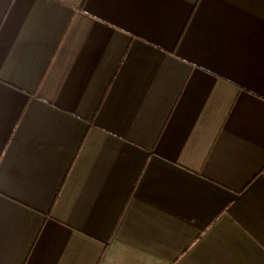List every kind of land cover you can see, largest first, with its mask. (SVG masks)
Segmentation results:
<instances>
[{"label":"crops","instance_id":"0c3cea01","mask_svg":"<svg viewBox=\"0 0 264 264\" xmlns=\"http://www.w3.org/2000/svg\"><path fill=\"white\" fill-rule=\"evenodd\" d=\"M0 264H264V0H0Z\"/></svg>","mask_w":264,"mask_h":264}]
</instances>
